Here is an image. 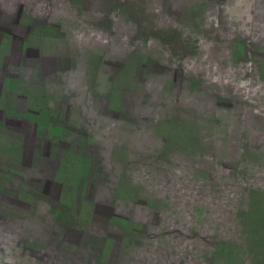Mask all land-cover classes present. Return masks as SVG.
I'll list each match as a JSON object with an SVG mask.
<instances>
[{
	"label": "crops",
	"instance_id": "0c3cea01",
	"mask_svg": "<svg viewBox=\"0 0 264 264\" xmlns=\"http://www.w3.org/2000/svg\"><path fill=\"white\" fill-rule=\"evenodd\" d=\"M264 0H0V264H260Z\"/></svg>",
	"mask_w": 264,
	"mask_h": 264
},
{
	"label": "rangeland",
	"instance_id": "374dc122",
	"mask_svg": "<svg viewBox=\"0 0 264 264\" xmlns=\"http://www.w3.org/2000/svg\"><path fill=\"white\" fill-rule=\"evenodd\" d=\"M258 228L264 231V221H259ZM262 239H264V237ZM258 261H261L260 264H264V254L263 257H261V260Z\"/></svg>",
	"mask_w": 264,
	"mask_h": 264
}]
</instances>
